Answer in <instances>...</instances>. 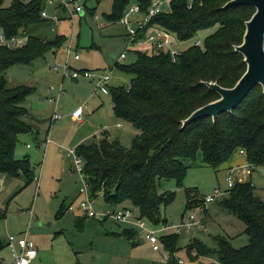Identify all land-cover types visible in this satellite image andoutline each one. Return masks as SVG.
Returning a JSON list of instances; mask_svg holds the SVG:
<instances>
[{"label":"trees","instance_id":"1","mask_svg":"<svg viewBox=\"0 0 264 264\" xmlns=\"http://www.w3.org/2000/svg\"><path fill=\"white\" fill-rule=\"evenodd\" d=\"M44 1L14 0L5 7L4 0H0V31L7 39L28 36V29L43 20ZM101 1L95 0L97 5ZM152 1L113 0L106 20L120 22L132 4H138L145 14ZM229 1L199 0L192 8L185 0L172 2L168 12L153 17L141 31L140 36H145L157 27L187 42L200 32L214 29L202 46L189 47L175 61L169 55L136 51V63L118 66L130 77V84L110 88L113 113L119 121L132 125L136 134L130 148L105 136L75 149L85 162L84 172L93 196L103 193L105 201L115 206L128 203L139 211L140 219L157 225L161 222V207L175 198L173 193L159 192L161 181L175 180L181 186L188 169L186 162L195 161L198 153L203 164L213 169L227 163L237 150L246 152L250 168L264 167V95L255 96L261 87L253 89L232 113L220 115L215 122L203 118L182 128V122L195 110L219 99L205 83L233 88L246 72L244 58L235 47L242 44L245 23L255 10L248 6L224 8ZM57 43H62L60 37L43 42L28 36L23 47L0 48V175L23 174L30 183L35 179L30 157L16 158L20 135L32 132L24 121L29 115L24 102L34 90L10 87L6 72L15 65L30 64ZM254 190L252 182H237L228 191L230 198L221 203L223 209L246 224L248 244L235 248L226 237L216 236L218 249L211 251L193 238L185 247L190 264H203L201 259L212 256L216 262L207 264H264V200L257 198ZM193 201L188 193L185 212L193 208ZM4 219L5 214L0 213V221ZM75 224L81 228L82 218L76 217ZM178 240L176 234L161 238L170 253L168 264L180 263L172 257L179 250ZM6 246L0 239V252ZM0 264L5 263L0 260Z\"/></svg>","mask_w":264,"mask_h":264},{"label":"rangeland","instance_id":"2","mask_svg":"<svg viewBox=\"0 0 264 264\" xmlns=\"http://www.w3.org/2000/svg\"><path fill=\"white\" fill-rule=\"evenodd\" d=\"M13 1L4 0V6L10 7ZM112 1L102 0L97 5L95 0H89L85 14L70 16L68 10L57 7V2L45 0L41 12L47 14L46 20L41 19V23L30 27L27 35L43 42H54L60 37L62 43L48 46L30 64L15 65L6 72L10 87L25 86L34 90L24 102L31 115L24 121L33 133L20 135L16 158L30 157L35 179L30 183L23 174L18 177L1 175L0 213L5 214V219L0 221V239L6 244L10 236L27 235L38 250V257L31 264H168L170 253L161 238L171 234L179 238V250L172 257L182 261L181 264H190L185 247L192 238L202 241L211 251L218 249L216 236L226 237L235 248L247 245L246 224L221 207V203L230 198L229 178L232 176L235 183L238 182L234 171L230 173L227 168L239 167L241 179L252 182L255 196L264 200V167L248 168L249 174L245 156L239 155L238 150L228 166L218 169L204 165L198 153L195 161L186 162L188 169L181 186L175 180L161 181L159 192L173 193L175 198L161 207V222L157 225L140 219L139 211L130 204L111 205L101 195L94 201L96 218H88L79 210L80 203L85 201L84 194L80 193L82 176L73 156H69L70 151L83 144L99 142L107 134L111 140H118L123 147L130 148L136 134L132 125L115 117L110 94H96L92 80L71 77V68L108 72L110 88L130 84V77L121 73L118 66L136 63V49L129 46L123 25L106 20L112 12ZM139 17L131 15L129 19L135 21ZM213 32L214 29L200 32L192 40L179 43L177 49L185 51L198 41L202 46ZM70 46L72 51L68 56ZM123 53L127 56L125 60L121 59ZM76 54L80 56L79 61L74 60ZM65 66L70 69L66 71ZM262 92V88L258 89L255 96ZM80 107L83 116L77 121L71 115ZM55 113L62 118L52 122ZM218 191L219 197L206 205L205 199ZM188 193L194 200L193 208L185 212ZM69 206L73 210H69ZM123 208L133 211V218L127 223H116L108 216ZM61 211L65 213L59 215ZM193 213L197 221L204 218L205 229L164 230L167 226L177 227L188 222ZM76 217L82 218L81 228L75 224ZM140 222L146 230L137 226ZM149 231H154L160 239L159 252H154L146 240ZM0 260L15 264L7 246L0 252ZM210 262H216L215 257L200 260L203 264Z\"/></svg>","mask_w":264,"mask_h":264},{"label":"built area","instance_id":"3","mask_svg":"<svg viewBox=\"0 0 264 264\" xmlns=\"http://www.w3.org/2000/svg\"><path fill=\"white\" fill-rule=\"evenodd\" d=\"M49 2H57V7L68 10L74 16L76 14H85L86 12V3L87 0H46ZM179 0H153L150 7L148 8L147 13H142L141 8L138 4H133L127 10L124 17L120 20V24L125 27L126 36L129 40V46L134 47L136 51H143L149 54L160 56L162 54L171 56L172 60L175 61L184 51L178 50L177 48L179 43L177 39L173 38L171 34L154 27L152 28L145 36H140L141 31L144 30L147 23L155 16L166 13L169 11L171 3ZM189 8H192L193 4L199 0H185ZM131 15H139L140 17L135 21L130 20ZM41 18L46 20L47 14L42 11ZM57 18H55L56 20ZM196 37V36H195ZM194 37V38H195ZM28 42V36H15L10 39H7L5 35L0 33V48L7 47L9 49H16L23 47ZM195 46H201V43L198 41L195 43ZM72 49L71 46L67 48L68 56L70 55ZM80 56L78 54L74 55V60L78 61ZM121 59H127L125 53L121 55ZM70 67L65 66V70H69ZM71 77L75 80L84 78L87 80H92L95 83V93L107 95L110 93V80L111 76L108 72H96L88 70H76L72 69ZM53 99L49 100V103H52ZM83 116V108H77L72 112L71 117L77 121H81ZM62 116L55 113L51 118V121L61 120ZM239 155L245 156L246 152L244 150L239 151ZM69 156H73L74 164L77 171L82 176V188L80 193L84 194L85 201L80 203L79 210L88 217L96 218L97 212L94 209V201L96 196H103V193H98L93 196L91 193V186L89 184L88 178L84 172V160L79 157L76 153V150H72L69 153ZM235 180L231 176L228 180L229 188H233L235 185ZM220 192L218 191L213 197H208L205 199L206 205L213 203L216 197H219ZM69 210H73L72 206H69ZM108 216L119 224H125L129 219L133 218V211L128 208H123L118 212H113L108 214ZM195 213L190 214L188 217V222H183L179 226H167L164 230H170L175 228L179 231L182 228L190 230L193 227H198L199 229H204V224L202 220H196ZM184 220V218H183ZM139 228L146 230L144 223H138ZM146 240L151 245L154 252L160 251L159 241L160 239L156 236L154 231H149L146 235ZM7 247L10 249L13 258L15 259V264H31L38 257V250L33 241H31L27 235L25 236H10L7 238Z\"/></svg>","mask_w":264,"mask_h":264},{"label":"water","instance_id":"4","mask_svg":"<svg viewBox=\"0 0 264 264\" xmlns=\"http://www.w3.org/2000/svg\"><path fill=\"white\" fill-rule=\"evenodd\" d=\"M236 6L255 10L245 23L242 44L235 47V51L244 58L246 72L233 88H223L214 82L205 83L219 99L195 110L182 122V128L199 119L211 118L215 122L220 115L232 113L256 87H261L264 95V0H231L224 8Z\"/></svg>","mask_w":264,"mask_h":264},{"label":"crops","instance_id":"5","mask_svg":"<svg viewBox=\"0 0 264 264\" xmlns=\"http://www.w3.org/2000/svg\"><path fill=\"white\" fill-rule=\"evenodd\" d=\"M60 8H61V5H60ZM80 60V59H79ZM78 60V61H79ZM88 71H90V70H88ZM102 95H104V94H102ZM108 95V94H107ZM27 117H30L31 118V115H30V113H29V115L27 116ZM119 127H122V125L121 124H119L118 125ZM33 133V132H32ZM105 136H107V137H110L108 134L107 135H105ZM110 139H111V137H110ZM95 142V141H94ZM230 161V160H229ZM229 161L227 162V163H225V164H223L222 166H220L219 168H224V167H226V166H228V164H229ZM247 166V172L250 174V170L249 169H251L248 165H246ZM249 168V169H248ZM229 171H231L230 173H232L233 171H234V175H235V178L238 180V182H248V181H245L244 179H241V174H240V172H241V170H240V168L239 167H236L235 169H234V167H232V166H228V168H227ZM252 173V172H251ZM0 177H1V175H0ZM183 216H184V214H183ZM183 216H182V218H183ZM206 219V218H205ZM203 223H205L206 224V222H205V220H204V218H203ZM205 229V228H204ZM193 239V238H192ZM191 240V239H190ZM182 263V261H180V264Z\"/></svg>","mask_w":264,"mask_h":264}]
</instances>
